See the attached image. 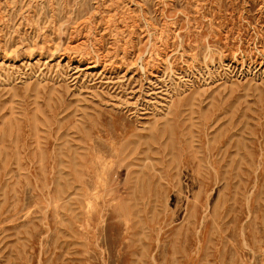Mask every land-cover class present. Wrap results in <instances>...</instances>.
Instances as JSON below:
<instances>
[{"label": "rangeland", "instance_id": "rangeland-1", "mask_svg": "<svg viewBox=\"0 0 264 264\" xmlns=\"http://www.w3.org/2000/svg\"><path fill=\"white\" fill-rule=\"evenodd\" d=\"M0 264H264V0H0Z\"/></svg>", "mask_w": 264, "mask_h": 264}]
</instances>
